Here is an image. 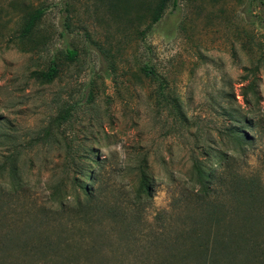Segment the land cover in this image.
<instances>
[{"label": "rangeland", "instance_id": "374dc122", "mask_svg": "<svg viewBox=\"0 0 264 264\" xmlns=\"http://www.w3.org/2000/svg\"><path fill=\"white\" fill-rule=\"evenodd\" d=\"M127 1L0 0V116L22 152L20 188L0 196V262L130 257L131 242L103 234L110 231L107 220L73 209L94 161L102 160L99 179L121 195L140 163L155 175L154 198L136 235L141 239L181 192L192 155L221 149L224 110L236 105L255 125L247 158L238 164L264 188V9L256 11L260 23L248 0H177L150 27L156 0ZM38 10L42 16L22 38ZM51 62L58 75L43 83L38 74ZM145 64L165 81V100L142 74ZM256 66L246 106L240 94L253 77L243 76ZM71 104H78L76 112L59 123Z\"/></svg>", "mask_w": 264, "mask_h": 264}, {"label": "trees", "instance_id": "16d2710c", "mask_svg": "<svg viewBox=\"0 0 264 264\" xmlns=\"http://www.w3.org/2000/svg\"><path fill=\"white\" fill-rule=\"evenodd\" d=\"M120 2L128 5L127 0ZM170 4L173 9L178 7L177 0H156L150 11V27L163 18ZM260 7L264 9V0H248V10L254 13L252 18L263 23L260 10L259 14L256 12ZM41 16L42 11L38 10L28 18L21 31L22 38L31 34ZM251 22L256 24L257 21ZM75 56L74 51H69L66 58L73 60ZM245 71L244 81L253 77L240 94L247 106L248 94L255 93L254 79L258 67ZM58 72L57 64L51 62L47 71L39 73L37 78L43 83H51ZM141 72L151 83L158 85L159 95L165 100V81L153 66L145 64ZM77 105L64 107L57 121L68 122ZM245 112L248 111L240 105L224 110L228 124L221 131V149L202 148L192 155V164L181 192L177 197L172 196L168 210L156 213L155 228L141 239L136 235L139 234L142 212L151 206L154 198L155 175L148 171L144 162L140 163L134 184L121 195L117 186L106 187L99 179L102 160L94 161L95 168L86 176L89 185L79 183L80 193L75 197L73 209L76 214L98 215L107 220L110 231H103V234L119 241L124 237L127 244L131 242L130 257L109 259L90 256L83 260L52 257L30 264H264V188L256 174L243 170L238 164L247 158V149L253 141L250 133L255 127ZM4 121L0 116V149L3 150L0 154V185L6 184L10 189L3 192L1 188L2 198L15 193L22 181L17 166L22 152L17 136L14 131H6ZM216 163H219L218 167L213 169ZM60 206L62 211L65 210L63 202ZM9 235L6 241L10 243ZM96 249L95 244L91 253ZM0 264L29 263L8 260Z\"/></svg>", "mask_w": 264, "mask_h": 264}]
</instances>
